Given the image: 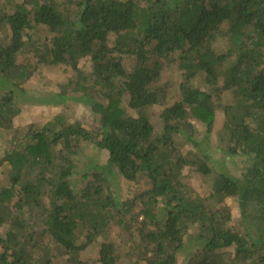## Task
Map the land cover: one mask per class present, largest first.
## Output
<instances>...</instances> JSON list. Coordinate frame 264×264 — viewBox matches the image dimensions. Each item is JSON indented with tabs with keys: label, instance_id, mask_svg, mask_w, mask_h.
<instances>
[{
	"label": "trees",
	"instance_id": "obj_1",
	"mask_svg": "<svg viewBox=\"0 0 264 264\" xmlns=\"http://www.w3.org/2000/svg\"><path fill=\"white\" fill-rule=\"evenodd\" d=\"M17 1H0V135L19 129L18 91L30 105L83 104L99 125L58 112L5 137L0 264H178L194 244L182 264H264V0ZM58 65L72 75L67 92L21 88ZM216 110L224 152L246 162L237 177L214 172L203 147ZM82 145L108 157L77 188ZM187 169L212 178L208 195Z\"/></svg>",
	"mask_w": 264,
	"mask_h": 264
},
{
	"label": "rangeland",
	"instance_id": "obj_2",
	"mask_svg": "<svg viewBox=\"0 0 264 264\" xmlns=\"http://www.w3.org/2000/svg\"><path fill=\"white\" fill-rule=\"evenodd\" d=\"M4 1V0H0ZM13 1V0H12ZM18 2L17 0H14ZM222 43L217 46V48L221 47ZM222 48V47H221ZM172 63L166 64L164 68V76L163 81L168 80L173 87V91L175 88V84L178 83L180 80L179 72H177V69L175 67H172ZM81 70H84L85 72L90 71L91 63L89 61H82L80 63ZM72 75L68 71V68H65L62 65H58L54 68H43L40 74L34 76L31 78V80L25 85L22 86V89L26 88L29 90V96L30 94H33V91L35 90L39 96L43 99L47 98L48 95L53 93H61V92H67V89L65 85H67L68 78H70ZM202 75H197L196 80L194 81V84L200 85L202 90L209 89L208 85L205 83H202ZM173 91L171 93L170 97V103L172 104L175 100V95L173 94ZM222 96V102L225 104L230 103V96L226 93H223ZM23 95L21 92L18 91L17 97L15 98V104L18 106L21 110V114H19L14 119L15 131L12 132H4L2 135H0V155L7 150L8 148V141L5 138L8 136V134H14L15 136L21 135V130L25 129V127L29 124L36 123V125H42L52 119L54 115L58 112H64V114H67L68 119L72 122L78 121V123L81 125L82 128L86 130H95L98 127V122L96 119V115L92 113L86 106L83 104H75L71 101L68 102L67 106H57V107H50L48 105H30V103L25 102L23 99ZM30 98V97H29ZM66 111V113H65ZM147 115L150 117H154L155 120H157V110L156 109H148L145 111ZM215 123L213 125V129L211 134L208 138L203 139L204 141V148H209L208 156L210 159L211 166L214 168V172L216 173H225L229 174L231 176H238L239 170L242 169L246 162L242 157H229L224 152L225 148V130L224 123L226 120V116L222 111L216 110L215 111ZM40 123V124H37ZM207 145V146H206ZM183 147L184 149L189 148L191 150H194V148L187 144V142L181 140L180 147ZM108 155L106 152L99 150L93 145H82V149L79 151V153L74 158V164H75V170L73 174V183L77 188L82 186L84 183V175L87 173V171L91 172H97L101 170V166L103 161L107 159ZM3 171V168H0V176ZM86 177H88L86 175ZM1 178V177H0ZM184 181L189 183L200 195H208L211 191L210 186L212 182V178H202L201 176L195 174L191 170L187 169L185 171V177ZM127 187L124 186L123 190H126ZM122 195V194H121ZM226 204L231 208V213L233 216L232 225H235L236 227L240 228V218H239V209L237 205V201L234 198H227ZM7 230V226L3 225L0 226V233H4ZM195 249L191 245L190 247H185L183 250V253L181 254V257H178V264H182L184 259L190 255V253H193V250ZM191 253V254H192Z\"/></svg>",
	"mask_w": 264,
	"mask_h": 264
}]
</instances>
